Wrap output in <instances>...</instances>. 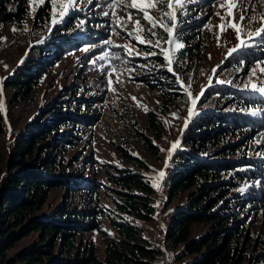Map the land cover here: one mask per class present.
I'll return each instance as SVG.
<instances>
[{
    "label": "trees",
    "instance_id": "obj_1",
    "mask_svg": "<svg viewBox=\"0 0 264 264\" xmlns=\"http://www.w3.org/2000/svg\"><path fill=\"white\" fill-rule=\"evenodd\" d=\"M92 2L90 7L71 8L53 23L47 3L37 4L30 14V0H0V27L11 25L18 37L27 34L29 18L34 25L42 21L48 26L44 35L39 32L37 40L29 42L30 50L12 71L2 77L4 87L12 88L7 99L3 98L11 126L14 120L6 103L14 107L32 100L47 68L77 44L88 45L86 72L90 68L103 74L114 70L120 76H130L129 68L147 61L145 70L133 79L165 93L181 92L177 89L183 82L179 68L182 58L203 53L202 37L192 43L189 39L200 16L184 19L183 13H178L177 39L182 40L183 48L173 52L180 61L173 58V72H169L165 56L160 53L129 54L120 43H105L107 33L102 28L108 19L103 8L109 6L106 0ZM165 11L166 7L152 13L158 22L170 26L168 18L160 15ZM147 30L145 35L152 42L135 41L142 52L151 50L148 47L156 46L157 40L162 45L168 37L159 26L152 29L154 36ZM244 41L246 46L230 51L224 60L230 74L220 72L219 65L215 68L214 75L219 77H214L202 91L168 155L163 201L169 204L176 197L179 201L167 211L164 244L175 250L174 261L180 264H264V241L257 240L252 246L244 224L247 219L239 217L244 204L254 208L255 203L260 205L264 201V93L251 88L259 79L249 75L252 73L249 66L264 56V35ZM170 47L174 49L175 45ZM104 53H108L107 57L98 59ZM69 85L61 87L48 102L46 98L37 100L25 125L14 129L8 146L0 103V264H40L43 257L48 258L46 264H155L159 250L144 242L140 228L111 215L108 222L117 234L103 238L100 256L92 244L78 246L74 241L78 233L99 229L101 215L108 213L109 206L101 205L98 199L99 189L107 194L113 210L123 218L148 221L154 218L155 186L142 171L147 169V163L117 143L114 146L121 157L135 167L115 163H110L112 169L103 167L107 182L113 186L96 179L89 169L62 165L61 158L49 152L50 147L66 150L83 135V126L91 124L97 114L95 106L88 104L102 98L104 85L100 79L89 86L81 84L80 93ZM94 86H100V91ZM146 112V127L158 138L160 121L153 111ZM70 122L74 127L71 128ZM136 133L141 144L160 157L151 137L142 131ZM54 164L57 168H53ZM58 186H66L70 193L85 194L83 206L72 208L62 200L50 211L41 212L49 189ZM196 225L203 227L195 231ZM35 231L38 239L6 256L8 248Z\"/></svg>",
    "mask_w": 264,
    "mask_h": 264
},
{
    "label": "rangeland",
    "instance_id": "obj_2",
    "mask_svg": "<svg viewBox=\"0 0 264 264\" xmlns=\"http://www.w3.org/2000/svg\"><path fill=\"white\" fill-rule=\"evenodd\" d=\"M92 1L75 0V6H79L80 8L85 6L90 7L93 4ZM90 2L92 3L90 4ZM43 3H47L49 6L48 10L51 20H53L54 15L55 19L60 17L59 12L62 9L59 7V0L56 5L55 14L53 12L52 0H44ZM106 3L109 9L103 8V12L108 21L103 24L102 29L107 33V41L120 43L124 46L125 51L131 49L133 52L144 55L153 53L164 55L161 50L171 48V44L166 42L168 40L167 37L162 45L156 47L152 44V47H148L151 50L142 52L143 50L139 48V44L135 42L138 41L136 36L139 35L145 41L152 42L145 35L146 28H150V24L142 20V13L126 7V5L131 3V0H106ZM222 3H224V0H191V2L185 3L181 10L184 19H188L190 16H195V18L200 16L197 26L193 27V34L189 39H192L190 40V43H192V41L202 37L203 43V53H191L186 58L183 57V60L180 62L179 68L181 70L180 74L183 75V82L180 81L181 87L177 91L181 92L165 93L157 88L148 87L139 80L133 79L132 77L135 74L145 70L143 67L148 66L147 61L140 62L141 65H138L137 68L133 66L131 67L132 69L129 68L130 76H120L114 70L104 72L103 74L99 70L90 68V71L86 72L84 64H87L89 60V56L85 55L88 45L77 44L72 51L58 58L56 62L47 68L41 78L40 84L37 85L36 94L32 100L16 104L14 107L6 103V108L14 120L13 126L10 125L5 115L3 99L4 97L5 100L7 99L12 88L4 87L2 77L12 71L26 55V52L30 50V47L28 48L29 42L37 40L39 32H42L44 35L48 26H44L42 21L34 25L29 18L27 34L22 37H18L9 24H4L0 27V103L5 121V146H8L11 135L15 132L14 129L25 125L37 100L40 101L46 98V102H48L57 95L61 87L68 86L69 84L73 85L72 88L76 89V93H80L81 84L84 87L85 85L89 86L93 81L100 79L102 85H104L103 92H101L102 98L101 100H93L88 104L95 106L94 114H97L93 119L94 121L89 125L83 126L81 131L83 135L66 150H54L53 147H50L49 152L61 158L62 165H77L82 169H89L93 171L96 179L107 182L103 167L112 169L110 163H115L118 166L135 167L121 157L119 151L114 146V143H117L125 147L129 152L138 155L147 163V169H142V171L145 172L154 185H158V187L155 186L153 194L155 206L154 218L148 221L131 217L123 218L122 214H117L113 210L112 202L107 194L102 189H99L98 199L101 201V205L109 206L108 213L101 215L99 229L83 231L75 236L74 241L78 246L79 244L82 245V243L92 244L100 256L102 254L103 238L106 236L115 237L117 234L108 222L107 217L111 215V217L119 221H131L140 228L139 234L145 240L144 242H149V246L159 250L154 261L155 264H180L174 261L175 250L168 248L164 244L166 237L165 227L168 218L167 211L175 206V203L179 201V197L174 198L169 204H165L163 201L165 195L164 175L160 177L159 174L161 172L164 173L169 152L173 145L176 144L179 134L190 119L189 109H192V112L195 109L196 102L200 98L202 91L210 84L209 77H211V83L214 77H219V75H214L213 69L219 65L221 68L220 72L227 71L228 74L231 73L230 70L225 69L227 67L224 60L227 54L242 41L253 39V37H250V33L260 28L261 22L259 19L252 20V17L254 15L258 17L260 13L264 12V4H261L260 0H244L242 7L244 10H247V18L241 22L242 30L240 32V40H238L236 32L233 29L226 28L224 31H221L217 27L222 22L221 16H224L225 24L231 20V17L224 15L227 9L220 7ZM37 4L42 3H39V0H30V14L34 13V8ZM101 5L105 6L102 3ZM218 12L220 15H217ZM129 14L132 17L131 20H129ZM240 14L239 11H236L238 22ZM138 19L141 20V25L145 29L144 32L134 30L136 28L134 22ZM178 29H180V25ZM173 40L174 45L175 43L182 44V40H178L175 36ZM169 56L172 59L174 58L175 61H180V57L173 52H169ZM91 57L92 54L90 55ZM165 66L168 67L167 60ZM260 67H264V56L249 66L250 73L252 72L249 75L255 72V75L251 76L252 79H259L257 86L264 85V72L259 70ZM109 80H111V87L109 86ZM94 87L93 89L100 91V86ZM90 93V91H86V94ZM78 108L82 109L81 107ZM147 110L153 111L160 121V135L158 138H155L150 129L146 127ZM69 125L71 128L74 127L72 122ZM135 130L142 131L151 137L157 146L160 157L157 158L152 155L141 144L140 137ZM88 159H92V161L90 162ZM53 168H57L56 164L53 165ZM107 183L113 186L111 182ZM48 194L47 201L42 206L45 207V210L43 209L41 212L50 211L54 205L62 200L69 207L80 208L83 206L85 195L78 192L70 193L66 186L50 188ZM84 205L87 204L85 203ZM254 205L255 207L253 208L244 204V207L240 208L239 212V217H243L244 220L247 219V224L246 222L244 224L246 234L250 237L249 241L252 242V246L257 244V240L264 241V201L260 205L257 203ZM202 227L196 225L195 231L200 228L202 229ZM57 237H59L58 234ZM36 239H38V231L30 232L8 248L5 251L6 256H10ZM47 260L48 258L43 257L40 264H46Z\"/></svg>",
    "mask_w": 264,
    "mask_h": 264
},
{
    "label": "snow or ice",
    "instance_id": "obj_3",
    "mask_svg": "<svg viewBox=\"0 0 264 264\" xmlns=\"http://www.w3.org/2000/svg\"><path fill=\"white\" fill-rule=\"evenodd\" d=\"M44 0H39V3H43ZM191 2V0H131V3L126 5L128 8H132L137 10V12L142 13V20L147 21L151 28L147 31L151 35H156L152 29H155L157 26L163 28L167 34H168V40L166 41L169 44L174 43V36L178 38V32L177 29L179 28V22H178V13L183 9L185 3ZM243 2L244 0H224V3L220 4L221 8H226L227 11L224 13L225 16L231 17V20L225 24L224 23V16H221V24L217 27L220 28L221 31H224L226 28H231L236 32L237 39L240 40V32L242 30V23L247 18V10L243 9ZM58 3V0H52L53 4V12L55 14L56 12V5ZM261 4H264V0H260ZM59 7L62 9L59 12V16L62 19L65 15L68 14L69 10L73 7H75V0H59ZM166 7L168 11L163 12L162 16H165L168 18L170 22L169 24H165L163 22H158L155 18V15L152 14V10L158 9V8H164ZM235 10V11H234ZM236 11H239L241 14L239 15V22L236 19ZM217 15H220L218 12ZM131 14H129V20H131ZM259 19L261 22V27L257 28L254 32L250 33V37L255 36H261L264 35V12L260 13L259 16H253L252 20ZM58 21L55 19V15L53 18V23H57ZM136 28L135 31L144 32L145 29L141 25V20H135ZM131 35V33H130ZM136 39L139 41V43H150V41H145L143 38H141L139 35L136 36ZM105 43H111V41H106ZM159 40L156 42V46H159ZM247 42L242 41L240 44L236 46V48L231 49L230 51H236L240 47L246 46ZM183 48V45L180 43H175L174 49H162L161 51L164 53L165 59L168 63V71L173 72V60L169 56V52H174L175 50H179ZM129 54H132V50L128 49ZM108 53H104L103 56H100L98 59H105L107 57ZM261 72H264V67H260L259 69ZM215 72V69H213ZM253 75H255V72H253ZM179 79V77H177ZM222 82V81H220ZM209 83H211V77H209ZM109 86L111 87V80H109ZM245 87H249V85H245ZM251 88L253 90H256L258 92L264 93V87H257L256 84H251ZM198 99V97H197ZM195 103V101H193ZM189 114H192V109H189ZM175 144L173 145V148H175ZM171 151V150H170ZM160 177H163L164 173L161 172ZM158 187V185H154Z\"/></svg>",
    "mask_w": 264,
    "mask_h": 264
}]
</instances>
